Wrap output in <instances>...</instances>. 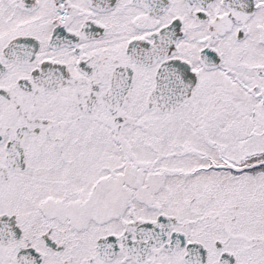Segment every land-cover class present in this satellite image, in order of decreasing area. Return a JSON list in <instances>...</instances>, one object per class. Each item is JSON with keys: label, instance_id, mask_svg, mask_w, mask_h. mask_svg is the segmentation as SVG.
Instances as JSON below:
<instances>
[{"label": "snow or ice", "instance_id": "obj_1", "mask_svg": "<svg viewBox=\"0 0 264 264\" xmlns=\"http://www.w3.org/2000/svg\"><path fill=\"white\" fill-rule=\"evenodd\" d=\"M0 264H264V0H0Z\"/></svg>", "mask_w": 264, "mask_h": 264}]
</instances>
